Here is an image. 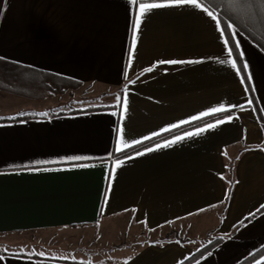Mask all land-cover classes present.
I'll use <instances>...</instances> for the list:
<instances>
[{
    "label": "crops",
    "instance_id": "obj_1",
    "mask_svg": "<svg viewBox=\"0 0 264 264\" xmlns=\"http://www.w3.org/2000/svg\"><path fill=\"white\" fill-rule=\"evenodd\" d=\"M136 7L131 0H0L1 62L61 75L110 98L56 111L57 96L0 88V264H185L212 243L187 264H264V0L237 2L231 17L209 8L223 35L201 9L153 10L129 64ZM229 59L239 72L220 63ZM161 60L201 62L144 71ZM125 87L121 119L116 97ZM220 105L231 113L188 127L221 114L191 120ZM24 114L31 115L17 119ZM221 119L227 122L135 155ZM184 127L115 157L141 145L116 151L120 128L131 143ZM117 159L125 162L109 187ZM76 227L93 233L86 243L10 239ZM142 230L143 240L134 234ZM125 235L134 238L114 247Z\"/></svg>",
    "mask_w": 264,
    "mask_h": 264
},
{
    "label": "snow or ice",
    "instance_id": "obj_2",
    "mask_svg": "<svg viewBox=\"0 0 264 264\" xmlns=\"http://www.w3.org/2000/svg\"><path fill=\"white\" fill-rule=\"evenodd\" d=\"M131 3L133 5H136V12H135V18L132 22V42L130 45V49H129V64H131L132 59H133V55L136 49V44L138 42L139 39V32L141 30V25L145 19V17L150 14L153 10L156 9H162V8H169V7H183V6H191L194 9H201L204 13L207 14V16L211 17L215 22H216V26L217 29L221 31L222 35L224 30L221 29L220 25H221V21L220 19L217 18L216 15H214L213 11H210L208 7H206L204 5V3L202 2V0H131ZM228 29H232L233 25L232 24H228L227 25ZM233 36H235V32H233ZM225 45L228 44V40L224 41ZM235 47L237 49L240 48V44L239 41H236V45ZM227 55L228 57H232L233 56V49L232 48H228L227 49ZM240 56H243V53H240ZM201 61H193V60H188V61H180V60H161L158 61L155 65H153L150 68L145 69L144 71L146 72H151L153 71V68L157 67L158 65H163V64H191V63H199ZM220 63H228L231 65L232 68L237 69V71L239 72V68H237V62L235 59H229L227 61H220ZM243 67L245 69L248 68L247 63H244ZM247 79L250 81L251 80V76L249 75L247 77ZM241 82H244V79H241ZM132 83H135L134 81H132ZM254 90V89H253ZM249 105H251L252 100H248ZM116 105L117 106H121V119L124 118L125 114L128 111V89L127 87H125V89L123 90V95H117L116 97ZM236 107V106H233ZM240 107H243L242 105ZM228 109H226L223 105H220L218 107L212 108L208 111L205 112H201L198 116H193L191 117L192 121L195 120H199L203 117H207L216 113H224L227 112ZM228 121L232 120V116L229 115L227 117ZM190 121H180L179 125H183L186 123H189ZM227 121L221 119V120H217L215 123H209L206 125L205 128H197L195 132H187L185 133L184 136H177L175 137L173 140H166L164 143H157L155 145V147H148L146 148L144 151H137L135 153L136 156H143L146 153L149 152H153L156 150H159L161 148H167L173 144H176L180 141H183L186 138L192 137V136H196V135H200L201 133L209 130V129H214L216 128L218 125L224 124ZM179 125H171L169 126V128H165L162 129L161 131H169L171 128H176ZM119 138L117 141V147H116V151L118 152H123L124 149H128L133 147L134 145H139L142 144L144 141H148L151 140L153 137L158 136L160 133H152L151 136H145L140 140H134L131 143H126L124 142V136H123V132L124 129L120 128L119 130ZM122 145V147H121ZM133 157L129 156L128 159H132ZM72 160H81L84 159L83 157H72ZM124 160L121 159H117L114 161V166L111 168L110 172L108 173V177H109V187H111V180L115 178L116 175V170L118 168H120L123 164H124ZM75 167H88L89 165L86 164H77L74 165ZM30 170H34V171H40L41 169L37 168V169H30ZM44 170H48V169H44ZM262 208H264V206H261ZM41 255H43V253H41ZM0 259H3V257H0ZM257 264H260V261H257Z\"/></svg>",
    "mask_w": 264,
    "mask_h": 264
},
{
    "label": "trees",
    "instance_id": "obj_3",
    "mask_svg": "<svg viewBox=\"0 0 264 264\" xmlns=\"http://www.w3.org/2000/svg\"><path fill=\"white\" fill-rule=\"evenodd\" d=\"M248 0H202L204 5H206L208 8L216 12L221 18H223V15H227V12L230 13V17L232 14V8L235 6L237 2H247ZM82 84L78 81L72 80L70 78L57 75L51 72L47 71H36L34 69L25 67V66H19L9 62H1L0 61V88L21 92V93H27V94H34L40 96L39 98L45 99L47 97H53L57 94H63L67 89L69 88H78ZM26 90H29V92H25ZM74 111H80L81 109H74ZM231 112H225L221 114H217L215 116H210L208 118H204L203 120H200L194 124L188 125V127H193L200 125L201 123L210 122L214 119L226 116L230 114ZM31 114H24L17 117V119H21L24 117H28ZM188 127L179 128L177 130H172V132L167 133L165 136L159 137L156 140H151L149 142L143 143L137 147L131 148L127 150L126 152H123V154L117 155L115 157L125 156L126 154L132 153L134 151H137L150 143H153L155 141H158L164 137L170 136L173 134H176L180 131L185 130ZM212 243V242H211ZM214 244H208L206 247L198 251L194 255L193 258L188 260V262L198 258L199 256L203 255L205 252H207ZM186 262L185 264H187Z\"/></svg>",
    "mask_w": 264,
    "mask_h": 264
},
{
    "label": "rangeland",
    "instance_id": "obj_4",
    "mask_svg": "<svg viewBox=\"0 0 264 264\" xmlns=\"http://www.w3.org/2000/svg\"><path fill=\"white\" fill-rule=\"evenodd\" d=\"M25 92H29V90H26ZM100 93L96 92L92 87L87 86L82 88V85L78 88H69L67 89L63 94L60 95H56L57 97H55L54 99L51 100V102L53 103L52 105L55 106L56 111L58 110H69V109H73V108H82V107H90L93 105H100L103 104L105 102L108 101V99L110 98H106V96L101 97L100 99L97 98V96ZM98 228V227H97ZM141 234L139 238H141V240H143L144 238H146V232L142 230V232L139 231H135L134 234ZM90 234H93L92 232L90 233L88 229H82L79 227L76 228H64V229H57V230H43V231H36L33 234H21L20 236H17L16 238H10L12 240H16L21 242H25L24 244H29L31 243V241L35 242V241H39L41 242V240L43 241H47V240H51V241H55L58 244H63L64 246H73L76 245L74 242H79L81 244H84L86 242H82L84 240H87V238L89 239V237L91 236ZM133 236L135 237L136 235ZM24 235V236H23ZM3 236H0V239ZM134 237L131 238H127V236L125 235L124 237H122L119 242L114 244V247H120L126 244H129V240H132ZM0 247H3V245L0 242ZM113 247L108 246L106 247V249H103L101 247V249L99 250V252L101 254H107V251L110 250V248ZM77 250V246L75 247ZM81 248H84L83 250L88 251L92 249V246L88 247V246H83ZM109 248V249H108ZM25 251H28V249H24Z\"/></svg>",
    "mask_w": 264,
    "mask_h": 264
}]
</instances>
